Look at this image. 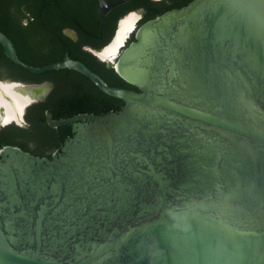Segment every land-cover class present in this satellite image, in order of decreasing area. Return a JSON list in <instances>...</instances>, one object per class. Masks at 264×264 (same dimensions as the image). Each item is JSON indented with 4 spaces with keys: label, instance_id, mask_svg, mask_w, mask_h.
<instances>
[{
    "label": "water",
    "instance_id": "1",
    "mask_svg": "<svg viewBox=\"0 0 264 264\" xmlns=\"http://www.w3.org/2000/svg\"><path fill=\"white\" fill-rule=\"evenodd\" d=\"M125 1L99 0L100 21ZM0 45L124 103L47 112L72 128L52 159L0 151V264H264V0H192L144 22L114 63L139 92L68 55L29 65L1 30ZM18 87L23 124L51 86Z\"/></svg>",
    "mask_w": 264,
    "mask_h": 264
},
{
    "label": "flooded vegetation",
    "instance_id": "2",
    "mask_svg": "<svg viewBox=\"0 0 264 264\" xmlns=\"http://www.w3.org/2000/svg\"><path fill=\"white\" fill-rule=\"evenodd\" d=\"M162 1L127 0L101 22L99 0H0V30L12 41L19 58L29 65L59 62L68 55L104 80L100 74L108 73L131 43L149 13V3ZM129 17H134V25L121 39L124 21ZM13 64L0 45V151L17 142L27 148L26 152L38 157L52 159L59 153L61 146L46 143L58 139L45 128L47 112L54 118V108L47 105L57 96L75 99L76 108L84 111L80 114L93 115L98 105H108L109 99L99 94L98 87L79 72L73 70L76 73L67 78L64 75L59 81L52 75L41 74L19 80L13 78ZM19 85L51 86L42 100L21 113L23 124L19 123L14 106Z\"/></svg>",
    "mask_w": 264,
    "mask_h": 264
},
{
    "label": "trees",
    "instance_id": "3",
    "mask_svg": "<svg viewBox=\"0 0 264 264\" xmlns=\"http://www.w3.org/2000/svg\"><path fill=\"white\" fill-rule=\"evenodd\" d=\"M192 0H164L160 3H149V6L147 7L149 10V13L147 14V16L144 18V20L140 23L143 24L144 22L153 19L163 13H165L168 10L174 9V8H180L183 7L185 5H187L188 3H190ZM135 40V37H132L131 42H133ZM24 62L28 63L26 60H24ZM53 61H46V63L42 66H36V67H43L46 66L48 64H51ZM74 72L73 70H69V69H62V70H58V71H49L46 72L44 74L41 75H52L57 81L59 80H63L64 79V75L65 77H69L70 75H73ZM78 74V73H77ZM34 76L36 74H33L29 71H27L26 69L13 64V78L14 79H19V80H26L28 77L30 76ZM104 80L106 81L107 85L111 86V87H118V88H123V89H128V90H134L139 92V90L131 85H129L128 83H126L124 80H122L118 74L116 73L114 67H111L110 70L108 71V73H106L105 75L100 74ZM98 93L103 95L104 97H106L107 99H109L108 105H98L97 109L95 111H93V115L95 116H100V115H105L111 111L117 112L119 110H121V108L123 107L124 103L122 100L111 97L107 94H105L104 92H102L99 88H98ZM49 107H53L54 108V118L57 120L60 119H66V118H70L73 117L77 114L83 113V110L77 109V105H76V100L71 98V97H67L65 96V98H60V97H55L54 100L50 101V104L47 105ZM46 106V108H47ZM45 128L48 131H51L54 135H56V138L58 139V141H48L46 143H48L50 146H61L64 141L69 138L70 136H72V130H71V126L70 125H65V126H59L57 128H51L50 126H48L45 123ZM13 146L16 147H21V149L23 151H27V148L22 145L19 144L17 142H13Z\"/></svg>",
    "mask_w": 264,
    "mask_h": 264
}]
</instances>
